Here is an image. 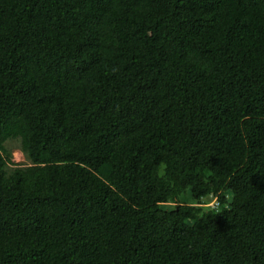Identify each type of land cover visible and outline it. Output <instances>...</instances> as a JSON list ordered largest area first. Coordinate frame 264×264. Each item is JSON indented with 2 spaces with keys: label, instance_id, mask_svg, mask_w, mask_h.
I'll list each match as a JSON object with an SVG mask.
<instances>
[{
  "label": "trees",
  "instance_id": "obj_1",
  "mask_svg": "<svg viewBox=\"0 0 264 264\" xmlns=\"http://www.w3.org/2000/svg\"><path fill=\"white\" fill-rule=\"evenodd\" d=\"M0 264H264V0H0Z\"/></svg>",
  "mask_w": 264,
  "mask_h": 264
},
{
  "label": "rangeland",
  "instance_id": "obj_2",
  "mask_svg": "<svg viewBox=\"0 0 264 264\" xmlns=\"http://www.w3.org/2000/svg\"><path fill=\"white\" fill-rule=\"evenodd\" d=\"M6 142L5 146L10 151L11 161L15 164H27L28 161L20 149L19 142L17 140H7Z\"/></svg>",
  "mask_w": 264,
  "mask_h": 264
},
{
  "label": "clouds",
  "instance_id": "obj_3",
  "mask_svg": "<svg viewBox=\"0 0 264 264\" xmlns=\"http://www.w3.org/2000/svg\"><path fill=\"white\" fill-rule=\"evenodd\" d=\"M213 201H214V200H211L210 203L213 202Z\"/></svg>",
  "mask_w": 264,
  "mask_h": 264
}]
</instances>
